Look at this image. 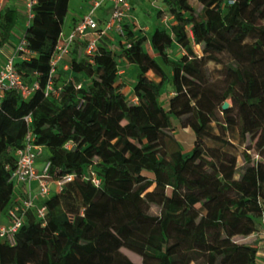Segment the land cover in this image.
<instances>
[{
    "label": "trees",
    "instance_id": "obj_1",
    "mask_svg": "<svg viewBox=\"0 0 264 264\" xmlns=\"http://www.w3.org/2000/svg\"><path fill=\"white\" fill-rule=\"evenodd\" d=\"M161 1L169 28L142 33L125 21L124 37L101 36L92 54L89 38L77 39L53 74L70 0L34 3L24 34L32 53L15 67L38 88L5 90L0 101V224L24 195L10 178L29 134L48 153L51 178H73L36 199L14 244L0 240V264H259L260 240L249 236L264 220V74L255 68L264 0ZM18 23L17 8L0 7V47ZM121 58L136 66L135 103L117 81ZM50 79L58 95L46 93ZM172 117L196 135L188 153Z\"/></svg>",
    "mask_w": 264,
    "mask_h": 264
},
{
    "label": "built area",
    "instance_id": "obj_2",
    "mask_svg": "<svg viewBox=\"0 0 264 264\" xmlns=\"http://www.w3.org/2000/svg\"><path fill=\"white\" fill-rule=\"evenodd\" d=\"M35 2L36 0H26L27 19L25 27L29 25L33 17L32 7ZM232 2L233 0H230V3ZM107 3L111 4L110 16L105 20H101L98 17V9ZM0 7H4L3 0H0ZM132 8V0H94L90 9L83 14L68 33H64V31L61 32L51 62V74L55 73L58 64L68 55L71 44L77 39L83 40L89 38L85 52L87 54H92L97 49V43L101 36L115 34L116 36L124 37L125 32L123 25L125 21L131 22L134 29L138 31L143 30L137 17L133 16ZM24 34L25 29L18 43L15 44L13 50L6 56V61L0 69V101L5 90L15 89L22 95L28 96L35 88H38L37 83L34 85L27 84L15 67V59L18 55H22L26 58L27 55L32 53L28 48V42ZM65 68H67V65H65ZM50 92L53 95L59 94V90L54 87L51 79L46 86V93ZM26 119L29 121L30 117L28 116ZM42 150L43 147L34 144L33 137L29 134L25 146L16 151L17 164L10 179L15 182L17 186L25 185L27 197L19 200L18 203H14L8 209L7 222L0 224V240L14 244L15 235L23 225L25 213L30 207L35 206L36 199L38 197L45 198L49 196L52 185L55 186L57 191H60L64 184L71 181L73 178L72 175H66L62 179L53 180L50 174L51 162L49 160L44 163L41 169H38L37 159L42 153ZM90 179L96 186L101 183V178L95 171H91ZM33 181H37L38 183L39 193L37 196L31 194V184ZM37 212L40 217H44L46 207L39 206ZM260 255L264 256L261 251L258 252V258Z\"/></svg>",
    "mask_w": 264,
    "mask_h": 264
},
{
    "label": "rangeland",
    "instance_id": "obj_3",
    "mask_svg": "<svg viewBox=\"0 0 264 264\" xmlns=\"http://www.w3.org/2000/svg\"><path fill=\"white\" fill-rule=\"evenodd\" d=\"M89 0H70L69 2V11L65 18L64 27L63 29H67L68 31L72 28V18H75L76 21L79 20L78 15L81 13L79 12L80 9L78 8L81 4L88 3ZM94 0H92L93 2ZM144 1L137 0V6L133 10L134 14L136 15L137 19L139 20V23L143 30H141L142 33H151L156 27L161 28H169L172 23L174 22L173 17L169 14V12L166 9V6L163 4L161 0H146V3H143ZM3 3L5 6L9 7H15L19 11V23L18 26L23 25L26 23L27 19V11L25 10L23 6V2L21 0H3ZM191 5L194 8H199L200 3L197 0H190ZM85 9L87 7L84 6ZM72 9H74V12L72 14ZM88 10V9H87ZM77 14V15H76ZM134 16V15H133ZM17 26V27H18ZM19 28V27H18ZM19 30H15L14 32V39L20 38V32ZM67 31V32H68ZM18 32V35L17 33ZM115 33V32H114ZM116 35L114 34V37ZM117 37V36H116ZM149 47V46H148ZM198 49V47H196ZM6 52L9 50L8 47L5 49ZM184 53V50L175 45L173 48L168 50V55L172 58H179ZM158 59V58H157ZM67 60V59H66ZM159 63V62H158ZM213 66V64H211ZM159 69H161L164 72L168 73V69L164 67L161 63L157 65ZM255 68L257 72L261 75L264 74V61L256 63ZM69 76L75 77V74L70 72L68 73ZM150 76H154V71L151 70L149 72ZM117 76H118V83H124L125 86L123 88V91L125 92L126 98L130 103L137 102V98L134 94V84L137 79V73H136V66L132 63H130L127 59L121 58L118 60V68H117ZM172 87L171 85H167L162 93L161 97V103L164 106H167L168 104V97L172 95ZM230 101V100H228ZM172 123L176 125L175 135L177 139L180 141V143L183 146L184 153H188L194 146V142L196 139V135L194 134L193 130L191 128H183L180 126L178 120L175 117H172ZM68 147H72V143L67 144ZM48 161V153H44V148L42 150V153L39 155L37 162L38 166L42 168L45 162ZM33 188H31L32 190ZM54 189V187H52ZM50 195V194H49ZM153 211H157L158 208L154 206L152 208ZM189 214L196 216L198 214V210L195 208H192L189 212ZM263 227H264V220H263ZM262 227V229H264ZM244 240V239H240ZM123 252L129 254L135 261L138 260L136 256L128 252L127 250H123ZM259 264H263L259 261Z\"/></svg>",
    "mask_w": 264,
    "mask_h": 264
},
{
    "label": "crops",
    "instance_id": "obj_4",
    "mask_svg": "<svg viewBox=\"0 0 264 264\" xmlns=\"http://www.w3.org/2000/svg\"><path fill=\"white\" fill-rule=\"evenodd\" d=\"M22 2H23V6H24V8H25V10H26V0H21ZM141 1H144L143 3H146V0H141ZM92 0H89L88 1V3H86V4H81L78 8L80 9V15H78V17H79V19L83 16V14H85L89 9H90V7L92 6ZM132 5H133V8H132V12H133V10L136 8V6H137V0H132ZM3 6L5 7V5H4V3H3ZM84 6L85 7H87V9H85L84 8ZM110 6H111V4L110 3H107V4H104L102 7H100L99 9H98V17L101 19V20H105V19H107L109 16H110V13H111V9H110ZM73 11H72V14H73V12H74V9H72ZM77 15V14H76ZM133 15L134 16H136L135 14H134V12H133ZM73 19V18H72ZM25 25H26V23L25 24H23V25H20V26H18V27H16L15 28V30L17 29V30H19L18 32H20V35H22V33H23V31H24V29H25ZM72 28H73V22H72ZM63 31H64V33H68L69 31L67 30V29H63ZM68 31V32H67ZM15 32V31H14ZM18 32H16L17 33V35H18ZM13 36H14V34H13ZM15 37H13L12 38V42L11 43H7L6 45H4L3 47H0V69L3 67V65H4V63H5V61H6V56L13 50V48H14V46H15V44H17L18 43V41H19V39H14ZM7 47H8V51L6 52V50L5 49H7ZM196 47H198V49L197 50H199V46H196ZM149 50H150V52H152L153 53V51L151 50V48L149 47ZM156 56V55H155ZM124 92V91H123ZM125 93V92H124ZM136 97V96H135ZM37 168L38 169H41V167L40 166H38V162H37ZM31 187L33 188L32 190H31V194L32 195H34V196H37L38 195V193H39V187H38V183H37V181H33L32 182V184H31ZM52 187H54L55 188V186L54 185H52ZM25 191H26V187H25V185L24 186H21V188H20V192H22V193H24V195L22 194L21 196H20V193L18 194V199L19 200H21V199H23V198H25V197H23V196H25L26 195V193H25ZM37 199H42L41 197H38ZM7 222V217H2V219H1V223H6ZM264 228V227H263ZM249 238L250 239H259L260 240V246H261V252H262V254H264L263 252H264V229H260L259 231H257V232H255V233H253V234H251L250 236H249ZM259 261L260 262H262L263 264H264V256L263 255H260L259 256Z\"/></svg>",
    "mask_w": 264,
    "mask_h": 264
},
{
    "label": "water",
    "instance_id": "obj_5",
    "mask_svg": "<svg viewBox=\"0 0 264 264\" xmlns=\"http://www.w3.org/2000/svg\"><path fill=\"white\" fill-rule=\"evenodd\" d=\"M229 106H230V101H225V102L223 103V105H222V108H223V109H227V108H229Z\"/></svg>",
    "mask_w": 264,
    "mask_h": 264
}]
</instances>
